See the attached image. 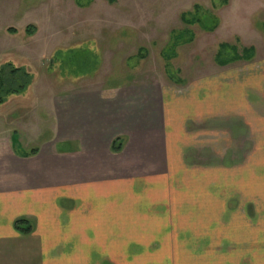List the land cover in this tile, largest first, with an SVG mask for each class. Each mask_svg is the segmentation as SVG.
Instances as JSON below:
<instances>
[{
	"label": "crops",
	"instance_id": "obj_1",
	"mask_svg": "<svg viewBox=\"0 0 264 264\" xmlns=\"http://www.w3.org/2000/svg\"><path fill=\"white\" fill-rule=\"evenodd\" d=\"M256 1L251 17L264 27V0ZM214 16L218 32L223 20ZM247 48L255 51L248 67H232L186 93L133 83L72 94L57 107L56 139L51 132L38 147L0 137V264H243L223 252L236 243L231 226H239L226 227L225 218L240 214L209 202L221 206L226 191L237 197L234 173L246 166L254 198L257 178L264 181V60L257 63L256 44ZM74 138L79 148L57 149V141ZM194 171L204 198L193 197L185 177ZM193 198L200 209L192 208ZM254 210L244 213L249 230L236 247L244 242L249 263L264 264V238L257 237L264 211ZM17 221L32 232L17 231Z\"/></svg>",
	"mask_w": 264,
	"mask_h": 264
},
{
	"label": "rangeland",
	"instance_id": "obj_2",
	"mask_svg": "<svg viewBox=\"0 0 264 264\" xmlns=\"http://www.w3.org/2000/svg\"><path fill=\"white\" fill-rule=\"evenodd\" d=\"M227 1L231 2L229 7L223 0H115L113 4L107 0L79 3L77 0H0V66L12 63L24 67L33 77L25 98L12 96L14 99L0 109V137L10 134L22 143V148H28L26 144H31L30 148L38 147L51 132L55 140L56 132L51 130L60 100L67 102V97L80 91L107 92L133 83H156L165 93H186L194 84L216 79L221 72L233 70L232 67H248V63L240 61L220 68L215 61L220 43L236 44L239 49L256 44L260 64L264 60V27L259 18L251 17L257 11V1ZM183 14H186L185 22L218 14L223 24L220 31L210 33L199 25L185 24L181 19ZM10 29L16 32L9 33ZM187 30L194 34V40L174 47V38ZM3 109H7L6 114ZM8 113L14 120L6 116ZM77 148L76 138L63 143L57 141V149ZM248 173L247 166L234 173V178L240 181L237 197L226 191L221 206L216 200L209 202L210 209L223 207L226 213L229 209L240 214V218H225L226 227L229 221L239 226H231L235 228L232 239L236 243L226 244L223 252L226 259L241 257L243 264H250L252 259L250 250L243 248L244 242L239 245L242 249L236 247L249 230L244 213L253 214L254 209L264 211V194L260 192L264 185L259 184L264 181L257 178L254 198ZM185 177L194 184L193 197L200 198L204 187L195 184L201 175L194 171ZM232 177L225 174V178ZM214 188L208 187L210 199L215 196ZM201 203L194 199L192 208L200 209ZM259 220L258 240L264 238L259 233L264 218ZM228 236L226 233V240ZM256 259L259 263L262 257L257 255Z\"/></svg>",
	"mask_w": 264,
	"mask_h": 264
},
{
	"label": "trees",
	"instance_id": "obj_3",
	"mask_svg": "<svg viewBox=\"0 0 264 264\" xmlns=\"http://www.w3.org/2000/svg\"><path fill=\"white\" fill-rule=\"evenodd\" d=\"M80 0H77L79 3ZM110 4L115 3V0H107ZM224 4H226L228 1L223 0ZM200 12V9H199ZM186 14H183L181 19L183 22L186 21L185 19ZM199 17V16H196ZM185 24L188 25H199L204 31L213 32L216 29L217 25V18L211 14L204 15V18L198 19L196 18L195 21L191 20L188 22H185ZM9 33L14 34L15 30H8ZM27 32H30L29 29H27ZM185 33V34H184ZM188 36L187 39H184L185 36ZM194 34L190 31H183L180 36H177L174 38V47H177L180 44H184L187 42H191L194 40ZM239 43V40L236 41ZM170 52V51H169ZM172 53V52H171ZM255 51L253 48H247V47H241L239 49L238 45L234 44H227V43H221L218 47L215 61L218 66L220 67H226L231 64L237 63V62H248L252 60L254 57ZM167 58L169 55L167 54ZM31 73L28 72L24 67H16L12 63H5L0 66V108H3L7 106L8 100L12 96H19L22 98H25L26 95L24 93L28 90L30 85L32 84L33 77L30 75ZM28 94V93H27ZM18 98V97H17ZM12 99V98H10ZM14 99V98H13ZM10 103V102H9ZM120 144L117 143V141H114L113 143V151L119 152V146ZM15 229L21 233L29 234L32 232V227L27 221H17L15 224Z\"/></svg>",
	"mask_w": 264,
	"mask_h": 264
}]
</instances>
